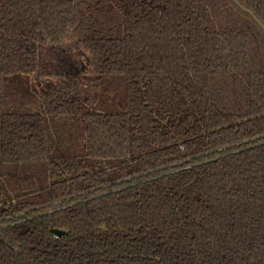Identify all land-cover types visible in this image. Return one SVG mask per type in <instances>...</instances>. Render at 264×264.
<instances>
[{"label":"trees","instance_id":"16d2710c","mask_svg":"<svg viewBox=\"0 0 264 264\" xmlns=\"http://www.w3.org/2000/svg\"><path fill=\"white\" fill-rule=\"evenodd\" d=\"M238 1L264 24V0ZM0 264H264L255 18L0 0Z\"/></svg>","mask_w":264,"mask_h":264},{"label":"water","instance_id":"95a60500","mask_svg":"<svg viewBox=\"0 0 264 264\" xmlns=\"http://www.w3.org/2000/svg\"><path fill=\"white\" fill-rule=\"evenodd\" d=\"M244 11H246V12H248V13H250L254 18H255V20L264 28V24L254 15V13L251 11V10H249V9H247V8H245L238 0H234ZM54 231L56 232V233H58V234H61L62 233V230H60V229H54Z\"/></svg>","mask_w":264,"mask_h":264}]
</instances>
